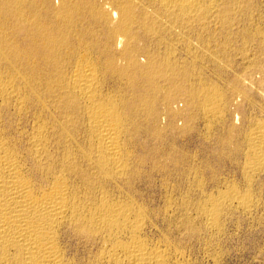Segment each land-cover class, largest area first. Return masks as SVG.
<instances>
[{"label":"bare ground","instance_id":"obj_1","mask_svg":"<svg viewBox=\"0 0 264 264\" xmlns=\"http://www.w3.org/2000/svg\"><path fill=\"white\" fill-rule=\"evenodd\" d=\"M100 1L0 0V264H67L61 243L62 232L67 228L93 235L95 240L99 239L102 242V252L99 253L103 264H168L161 252L150 250L139 237L145 209L142 211L133 197L134 192L131 193L139 174H135L134 170L131 174V164L127 162L131 157V144L137 138L140 139L144 128L138 122L149 124L160 120L161 104L167 107L169 116L177 120L186 113L185 109L181 110V104L186 106L189 101H201L199 105L206 120L224 119L222 110L224 111L225 97L227 98L224 90L225 94L208 85L199 91H193L191 85L192 91H188L186 83L189 74L184 72V75L177 76V71L181 70L176 67L179 63L170 61L172 53L169 56L166 54V59L164 51H159V54L163 53V58H159L158 52L150 53L147 62L141 63V54L146 49L141 53L140 50L144 47H131L135 37L130 33L132 26L138 24L145 36L157 37V32L161 30L158 24L163 26L160 20L166 18L171 25L189 23L199 14H214L220 23L229 24L230 10L239 13L242 9L243 13H249V9L247 11L245 8V0L240 1L244 3L241 8L238 6L239 0H232L231 3L226 0L227 3L222 5L227 4L224 9L221 8L222 0H212V5L207 9L198 0H146L149 1L147 5L143 4L144 1L137 5L135 0H124L128 4L118 3L115 8L112 0H108L109 3L107 0ZM150 7L153 9L150 10ZM153 11L164 18L161 19L160 16L158 20L152 15ZM137 13L140 14L139 18L136 17ZM211 20L209 21L212 22ZM247 25L249 27L251 24ZM167 28L170 30V27ZM262 29H258L257 35L264 38ZM209 30L201 33H208ZM242 31L243 29L240 32ZM174 33L175 36L177 31ZM125 37L128 39L126 44ZM209 39L207 37L204 41ZM158 40L156 38L153 43L156 44ZM226 40H218L222 42L218 45V53L224 58L228 55L225 49L229 41ZM160 46L157 48L160 49ZM185 46L187 54L193 56L194 47H187V44ZM231 46L228 45L229 48ZM122 61L125 62L122 64ZM125 80L126 87L134 92L130 98L124 96ZM104 84L112 87L114 95L103 90ZM160 93L166 94L162 102L158 99L162 98L160 95L163 94ZM177 95H180L181 101H177ZM33 108L36 109L34 127L24 140L25 136H17L12 132V112L15 111L20 118ZM44 110H48L47 113L50 112L52 117L49 123L42 117ZM195 119L194 117L191 121ZM129 123L133 126L132 131L128 129ZM262 125L253 126L247 133L248 136H245L248 148L247 163L243 171L249 182L264 168ZM151 128L152 126L142 135L147 138L155 137ZM229 200L208 195L199 205L200 208L197 206L208 228L219 229L224 211L232 205ZM239 200L241 202L238 208L243 212L248 211V201ZM126 238L130 241L126 242Z\"/></svg>","mask_w":264,"mask_h":264},{"label":"rangeland","instance_id":"obj_2","mask_svg":"<svg viewBox=\"0 0 264 264\" xmlns=\"http://www.w3.org/2000/svg\"><path fill=\"white\" fill-rule=\"evenodd\" d=\"M104 1L106 0H101L100 2ZM109 1L111 2V0ZM109 1L107 0L108 3ZM113 1L115 0H112L111 2L113 4V8H115L118 3L128 4V2H125L124 0L123 1L125 3L122 0H117L115 3ZM198 1H200V5L202 7L204 5L203 8L206 7V9L213 3L212 0ZM236 1L238 2V0ZM240 1L242 0H239V2ZM135 2L137 5L141 2L145 5L149 3V1L147 2L146 0H135ZM227 2L231 3L232 0H228ZM227 2L226 0H222L220 2L221 8H225L227 4L224 6L222 5ZM242 2H240L238 6L243 7L245 3L246 10L249 9V13L247 12L249 17L247 16V13H243L242 9L240 11L241 13L230 10L229 24L225 23V25L220 23L219 20H217V15L214 14H204V16L203 14H199L197 16L198 18L196 17L195 19L190 20L189 23L185 22L186 24L176 23L171 25L168 19L153 11L152 15L154 17L156 16L155 18H158V20H160V16L161 19L164 18L163 20H160V23L162 22L163 26L160 27V24H158L159 29H163L164 31L160 30L157 32L159 33L157 37L155 35L157 40L159 39L156 41V44L155 42L153 43L156 38L154 36H150V38L149 35L145 36V32L141 30L142 28H140L138 24H134L131 29L130 34L135 37V40H133L130 44L131 47L139 46V49L144 47L143 49L141 48V53L144 49H146V51L144 50L145 55L144 52L143 54L140 53L142 58L138 56L141 59V63L144 64L147 62V58L150 56V53L154 54L158 52L157 54L159 55V58H163L162 56L164 53L165 59L167 57L166 54L169 56V54L172 53L169 57L170 61L175 64L179 63L182 65V67L179 64L176 66L177 70H181L177 71V76L179 77L180 75H184L182 74L184 72H186L187 75L189 74L188 82L190 81L191 83H186L188 91H199L204 86L209 85L208 87L216 89V91L217 89H220L218 92H223L224 90L226 94L224 92L223 93L227 95L228 98L227 100L225 97L226 106L224 111L222 110V114L224 116L226 115V117H222V119L224 118V121L214 120L215 122L213 120L208 121V118L206 120V115L204 112L202 113L199 105L201 101H189L186 106L181 104V110L185 109L184 112H186V117L181 116L179 119L176 118L177 120H174L171 116H169L167 107L164 104H161L163 105L161 108L159 106L161 117L160 120H157L160 125L157 121H151L152 123H150L153 125L149 123L152 126V134H154L155 137L147 138L142 135L143 132L150 129L151 126L145 122H143V124L142 122H138L139 125L141 123V127L144 125L143 127L145 129L143 128L141 130L142 133L140 139H136L138 143L136 144L135 141V143L131 144L132 148L129 146V148H131L129 150H131L132 157H130L127 161L129 165L131 164V168L128 165L130 168L129 172L132 170V174L134 170L135 174H139L138 179L135 181L136 185L133 183V187L135 189L134 191L132 190L131 193L134 192L133 194L135 196L133 197L139 203L142 211L144 209L146 210L143 212L145 213V218L139 237L146 243L150 250L161 252L168 264H264V168L260 174L258 173V175L255 176L252 182L247 181L248 179L243 171L247 163L246 149L248 146L245 144V139L248 136L247 133L252 130L253 126L256 127L258 124H263L262 126H264V38L257 35L258 29L264 28V0H249V2L248 0H245L244 3ZM251 5L255 6L253 7ZM152 9L150 7V10ZM137 14L136 17L140 15L139 13ZM252 21L254 25H252ZM196 22L198 24H196ZM212 23H214V25ZM247 23L252 26L249 25L248 27ZM245 26L246 29H244ZM136 27H139V29ZM167 27H170V30H168L169 28ZM220 27L223 28L220 30ZM226 27H229L228 30ZM255 27H257V30ZM166 29L171 33H167L168 31ZM241 29H243L242 32H240ZM254 29L256 32H254ZM208 30V33H201ZM247 30H250V35ZM176 31L178 34L176 33L174 36V32ZM218 31L219 33H217ZM223 31L225 33H223ZM252 32L255 34H252ZM228 33L229 35H227ZM239 33L240 35L243 34L247 37H244L243 35L240 37ZM208 34L209 36H207ZM230 34H232V36ZM159 36H162L160 37L161 39L164 37L162 40H167L166 43H163ZM248 36L250 38H248ZM207 37L210 39L208 41H204ZM199 38L203 39L201 40ZM144 39H146L145 42ZM248 39H250L249 41L251 43ZM218 40L222 42L225 40L229 41L228 45H232L230 48L227 45V49H225V51H228L226 52L228 53L226 58L222 57L221 53H218L220 52V49L218 50V45H221L222 43L220 41L219 43ZM124 41L126 44L128 39L125 37ZM159 42L160 45L162 43V46L158 44ZM186 44L187 47L188 45H192L197 49L196 50L191 46L194 50V54H197H193L195 57L191 54H187L185 50L186 48L184 49ZM149 45H151V47ZM167 45H169V47ZM159 46L160 49H158ZM170 46H172V48H170ZM246 50L248 52H246ZM159 51L164 52L159 54ZM186 55L188 56L186 57ZM229 55L233 57L231 58ZM247 55H250L251 57H245ZM252 56L257 58L255 59ZM192 57L195 58V61H193L194 59ZM242 57L245 59H242ZM246 59L250 61L248 62ZM179 61H183V63H180ZM124 62L125 61H122V64ZM251 62H253V64ZM188 63L190 64V67ZM125 82L127 84V80L124 81L125 86L123 85V90L127 93V95L124 92V96L129 97L130 95L132 96V94L134 95L133 90L126 87ZM105 85L106 84L103 86V90L106 91V93L111 92L112 94V91H114L112 87ZM191 85L193 86V89ZM126 88L128 91H126ZM163 95H160L162 98L160 96V98H158L161 102L166 97L165 93ZM179 96L180 95H177L176 97L177 101H181ZM227 106L228 109H226ZM194 110H197L196 112L198 114ZM228 110H230L231 114H229ZM47 111L48 110L43 111L42 117L45 121L48 120L47 122L49 123V121H52V117L49 115L50 112L47 113ZM28 112L30 115H28L29 113L24 116L21 115V119L18 114H15V111L12 112V115H14V117L12 116L14 122V131L12 132L17 136H25L23 137L24 140L28 137L34 127V112H36V109L33 108ZM189 115L192 118H190ZM194 117L196 119L191 121ZM29 119L31 120L29 121ZM189 121L193 122V124ZM221 121L222 123H220ZM171 124H173V126H171ZM18 127H20V130L18 129V131H16ZM173 128L175 130H173ZM128 129L131 131L133 130L131 123H129ZM23 130L24 132L21 133ZM226 130L227 132H225ZM224 133H227V135H223ZM222 135L224 137H222ZM160 136L163 138L158 141L161 138ZM221 138L224 140H221ZM139 144L144 146L141 147ZM172 156L175 157L173 158ZM208 195H211L216 199H223V197H225L226 200L231 199V196L233 197L229 200V204L231 203L232 205H229L224 211L223 217H221L218 226L219 229L217 230H211L208 228L206 220H203V217L199 213L201 203L206 200ZM234 198L243 199V201L246 202L249 199L247 203L248 206L250 204V211H244V213L241 208L239 209L238 204L241 200ZM197 206L199 208H197ZM66 230H63L62 232L61 243L66 253L67 264H103L100 254L102 252V242L99 239L95 240L96 238L93 235L85 232H79L76 229L72 230L71 228H67ZM124 240L126 242L130 241L129 238Z\"/></svg>","mask_w":264,"mask_h":264}]
</instances>
